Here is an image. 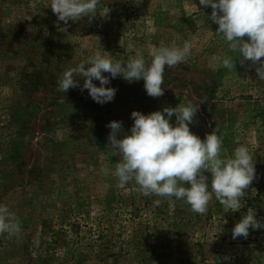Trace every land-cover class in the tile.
Here are the masks:
<instances>
[{
	"label": "rangeland",
	"instance_id": "obj_1",
	"mask_svg": "<svg viewBox=\"0 0 264 264\" xmlns=\"http://www.w3.org/2000/svg\"><path fill=\"white\" fill-rule=\"evenodd\" d=\"M50 3L0 0V203L22 224L18 235L0 234V264H264V227L232 236L248 207L264 222V81L258 65L240 64L238 51L216 32L212 7L99 0L92 19L66 24ZM186 40L191 54L166 66L160 97L147 94L143 79L122 76L111 79L117 92L103 104L81 90L84 77L66 93L58 90L61 74L97 51L122 62L141 53L151 62L152 46ZM226 56L232 69L222 64ZM181 102L200 105L191 131L203 139L216 130L223 157L248 145L256 178L240 211L214 193L201 214L184 199L144 195L135 180L118 186L122 156L110 146L109 122H123L122 138L133 111Z\"/></svg>",
	"mask_w": 264,
	"mask_h": 264
},
{
	"label": "clouds",
	"instance_id": "obj_2",
	"mask_svg": "<svg viewBox=\"0 0 264 264\" xmlns=\"http://www.w3.org/2000/svg\"><path fill=\"white\" fill-rule=\"evenodd\" d=\"M99 0H51L52 11L59 21L92 19L97 15ZM200 5L211 6L210 19L218 25L216 32L229 42V47L238 51L240 64L251 61L256 67L259 80L264 81V0H199ZM247 36L248 39H244ZM192 45L185 41L182 46H152L151 62L141 53L126 62L114 59V55L100 51L87 60L66 69L58 80V90L66 93L80 85L77 77H84L81 90H89L90 96L101 104L112 101L117 89L110 87L111 79L122 76L129 82L143 79L148 95L160 97L165 68L185 62L191 54ZM222 64L235 67L231 57H224ZM86 65H88L86 67ZM104 73H110L107 76ZM98 80L99 86L94 83ZM200 105L180 103L149 114L140 111L131 113L134 124L130 134L120 138L122 121L113 120L107 125L110 146L121 154L115 175L118 186L124 188L135 180L144 195L184 199L194 212L206 213L210 200L218 199L232 212L244 208L242 197L256 178V163L247 144L238 145L230 157H223V138L216 130L202 139L191 131ZM175 114L176 122L171 123ZM185 182V184L180 183ZM210 181V183H209ZM211 189V190H210ZM159 205L160 199L155 200ZM264 227L257 219L256 209L247 212L234 225L233 238L247 237L250 229ZM22 224L8 205L0 203V234L18 235Z\"/></svg>",
	"mask_w": 264,
	"mask_h": 264
}]
</instances>
